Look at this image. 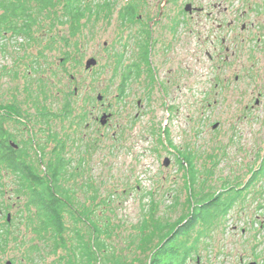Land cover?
<instances>
[{
	"label": "rangeland",
	"instance_id": "374dc122",
	"mask_svg": "<svg viewBox=\"0 0 264 264\" xmlns=\"http://www.w3.org/2000/svg\"><path fill=\"white\" fill-rule=\"evenodd\" d=\"M188 1L173 0L169 8L178 14ZM143 2L149 12L154 11L153 17L145 14V19L153 22L163 0ZM192 2L203 7L204 13L179 31L174 50L161 46L162 59L155 55L156 46L148 37L138 39L137 21L125 25L119 18L124 7L121 0L110 7L113 15H104L103 10L99 17L90 19L88 14L79 23L62 14L60 3L44 8L32 1L31 18L36 20L29 32L15 35L1 30L0 111L13 117H0L2 124L15 140L12 143L24 146L22 161L37 171L45 170L37 166L44 155L47 162L55 153L66 160L69 174L60 183L71 191L72 205L81 214L77 219L66 214L63 264H85L83 252L94 246L98 249L99 241L104 249L96 251L98 260L93 264H111L113 256L120 257V264L146 260L142 236L154 248L168 231L159 235L156 223L170 230L177 220L190 217L195 207L204 204V196L219 194L226 201L240 192L224 217L212 218V226H197L192 239L200 238L199 256L188 264H231L232 257L238 260L249 249L244 242L251 245L252 238L254 244L264 242V170L256 179L252 177L264 161V106H255L261 94L264 99L263 18L248 14L239 23L237 31L242 33L243 21L256 22L252 33L245 32L256 36L245 50L242 37L233 42L231 30L224 27L218 32L217 27L224 16L238 19L248 1ZM216 5L219 9L214 10ZM227 6H231L230 14L224 15ZM211 11L212 15L207 13ZM216 36L219 41L225 36L227 41L215 49L217 56L211 62L206 53H215L211 41ZM200 37L206 39V47ZM144 52L151 54L154 67L160 63L157 83L152 65L141 61ZM93 58L97 65L87 69ZM133 64L138 67L126 83L124 69ZM163 82L168 84L166 90ZM35 144L42 153H36ZM187 154L195 156L193 192ZM3 187L0 206L12 207L6 193L9 187ZM25 193L24 202L28 201ZM151 209L154 220L148 224ZM85 210L103 232L97 240L84 223ZM21 211H10L19 228L11 256L19 264H56L54 235L44 233L40 239L34 232L40 223L36 210ZM243 230L248 235L244 242ZM30 239L39 248L35 261L29 259ZM81 239L83 250L78 248ZM70 248H75L74 253Z\"/></svg>",
	"mask_w": 264,
	"mask_h": 264
},
{
	"label": "flooded vegetation",
	"instance_id": "af4514ba",
	"mask_svg": "<svg viewBox=\"0 0 264 264\" xmlns=\"http://www.w3.org/2000/svg\"><path fill=\"white\" fill-rule=\"evenodd\" d=\"M32 1H35L38 3L43 2V1L60 3L63 15L66 14L65 11L69 7V4H76L78 6H81L83 9L90 8L92 10V17L96 18V17H99L101 13L104 12L103 10H105L104 15H111V14L113 15L114 10L110 11V7L111 6L114 7L115 6L114 2L117 0H104V1H99V0H0V5L1 3L3 4L8 3L7 7H5V5L3 4L0 6V16L5 15V14H8L9 16L10 15L17 16V24H18L17 30L18 32L21 31V28L24 25V32L22 34L25 35V33L30 29L29 27L31 23L30 18L33 15L31 11V7H30V4ZM121 1H123L124 7L122 8V11H120L121 14L119 15V18L122 16L125 25H130L134 21H137L138 39L142 40L144 36L148 37L147 41H149V43H151L152 45L155 44L156 46L157 51L155 55L160 57L161 59L163 58L161 46L164 48L167 47V50H170V49L174 50L176 48L175 46L179 44V37H178L179 31L182 30V28H184L185 26L190 25L193 19L195 18V16L202 15V12L204 13L203 7L193 5L192 0H189L188 2H185L183 5H181L180 12L176 14L175 12H171L169 8L170 5H173V0H163V5L160 9L158 17H155L153 22L152 20L147 22L145 19V14L146 15L151 14V16L153 17L154 11L149 12V8L148 6L147 7L144 6L143 0H121ZM241 1L245 2V0H241ZM246 1H248L249 3L257 2L258 4L255 6L254 4L248 3V7L242 11L243 13L242 15L238 16V19L236 15L234 19L232 20L226 19L224 16V18H222V24L221 23L218 24V27H217L218 32H220L221 28L223 29L224 27H226L227 30H231L232 35H235L233 42L242 37L243 40L240 42V44L243 46L245 50L251 46L252 42H254V39L256 37L254 35H251L249 33L247 34L245 32L246 31L249 32L251 30V33H252V29L255 30L254 28L256 26V22L254 20V22H251L248 25L246 22L243 21L240 26V30H242L241 31L242 33H240V31L239 32L237 31L239 30V23L243 19L247 18L249 16L248 14H252V17H254V14L256 13H258V16H260L259 18H263V22H264V3L262 2V0H246ZM16 6L19 8L17 9V12L14 9ZM218 6L219 5L214 6L213 9L214 10L219 9ZM230 8L231 6L229 7L227 6L224 8L223 10L224 15L230 14V10H229ZM219 12L222 13L220 10ZM128 13H132V15L128 16L127 15ZM207 13H210V15H212L213 12L211 11ZM125 14H126V17H124ZM236 14H238V10ZM14 22L16 23V21ZM151 22L153 26L151 25ZM149 23L150 25L146 26ZM219 39L220 37L216 36L212 39V41L208 40L209 42L211 41L212 44L216 45L214 50L215 49L217 50L220 44L223 45L227 41L225 36L221 37L220 41ZM200 41H202L201 45L203 47L207 46L206 39L200 37ZM216 50H215V53H209V52L206 53V56L208 57V61H211V62L214 61V57L217 56ZM150 55H151L150 53L147 54L146 52H144L143 54H141L140 58L143 63L149 64L150 66L152 65L151 73L153 74V82L155 83L156 82L155 78L157 79V82H158L157 73L159 72V69H160L159 67L160 63L158 61V64H156V66L158 67H154L151 61ZM185 58L186 56L184 55L182 59L185 60ZM134 67L136 69L138 67L137 64H133L128 69L126 68L124 69V75L122 76L123 77L122 80H124L126 83L127 81L130 80V77L132 76V71L135 70L133 69ZM164 84L166 86L165 87V90H166V88L168 87V84L167 82ZM260 96H261V99H263L262 94ZM260 96L255 101V106L257 107L261 105L264 106V104H262ZM104 113H109V112L104 111ZM109 115L112 116L113 114H109ZM0 117L4 118L5 120H7L8 117L13 118L12 114H9L6 112L2 113L1 111H0ZM1 118H0V121L2 122ZM95 120L98 121L99 118L97 117L95 118ZM6 130L9 131L8 128ZM9 135L8 133H6V135L4 134V138H5V141L6 140L9 141V144L11 145V143L14 142V140L11 139ZM20 146L21 145L18 144L17 148L15 147L13 148L15 150H18ZM35 148L38 149L37 144H35ZM46 156L47 155H44L43 157L39 158L38 159L39 161L37 163V166H39L40 164V166L45 169L43 170V172L37 171V168L32 164L33 169H34V175L40 177L42 180L47 178L48 175L50 174V171L48 170V168L45 167V164H47L49 167L52 159H49L47 162ZM56 158L57 157H54V159ZM20 176H21V172L19 171L15 172V171H10V170H3L2 167L0 168V185L4 186L3 188H5L6 185L9 187L8 192H6L7 194H9L8 201L9 202L13 201L12 207H10L11 205H7L6 203L0 206V217L2 220V222H0V264H19L18 260L11 256L12 253L14 252L13 244L18 239L16 236L19 234V228L16 225L17 224L16 218H12V214L10 213L11 209L12 210L19 209V212H22L21 210H30V211L36 210V208L29 205L28 201L24 202V199H23V197H25L24 193H21V192L19 193L20 182L18 181V178H20ZM59 185H62V182L61 183L59 182ZM21 214L22 213H20L19 216H21ZM38 220L41 223L40 219ZM262 226L264 225L262 224ZM62 231L63 230H61V233L54 236L53 238V241H54L53 245L55 248L54 251L58 255L56 264H63V259H64L62 250L65 247V244L63 241ZM34 232H36L35 234L41 239L42 234L38 233V228H36ZM242 232L243 234L241 235V238L244 242L245 240H247L248 235L245 230H243ZM255 240H256L255 238H252L253 242L251 241L252 242L251 245L246 244L244 242V244L246 245V249L247 248L249 249H247L242 254H239L238 260H237V256L232 257L234 261L231 264H261V262H264V242L261 243L260 242L261 240H260L256 242V244H254ZM38 249H39L38 245L34 244V242H31V239H30L29 244H28V249H27L29 253V259L31 257L35 261V258H37L35 257V253ZM74 250L75 248H70V251L72 253H74ZM233 251L234 249H231L232 253ZM228 252L230 253V251ZM25 259L26 258H23V260ZM67 262H69V260Z\"/></svg>",
	"mask_w": 264,
	"mask_h": 264
},
{
	"label": "trees",
	"instance_id": "16d2710c",
	"mask_svg": "<svg viewBox=\"0 0 264 264\" xmlns=\"http://www.w3.org/2000/svg\"><path fill=\"white\" fill-rule=\"evenodd\" d=\"M39 3L42 5L41 7L44 8L53 5V2L50 1H43ZM2 4L3 3H1V5ZM3 5L7 7L8 3ZM14 9L17 12V9L19 8L16 6ZM65 13L66 14L64 16L70 18L75 23H79L80 20L87 18L88 14L90 15V19L92 18V10L90 8L83 9L81 6L76 4H69ZM127 15L131 16L132 13H128ZM124 17H126V14ZM34 20L36 19L33 17L30 19V21H32L29 25L30 29L33 27ZM14 21H16V23ZM74 26H76V24H74ZM2 29H6L9 32H13L15 35H19V33L24 32V25L22 26L21 31L18 32L17 16H9L8 14H5L0 16V33ZM4 134L6 135V130L0 121V168L2 167L3 170L21 172V176L18 178V181L20 182L19 193L26 192L25 195L27 194L28 196L29 205L36 208L35 215L41 221L40 225L37 227L38 233H49L54 236L60 234L61 230L66 227V214H69V217L73 219L74 217L76 218V216L81 215L72 205L74 199L71 195V191L66 188H62V185H59V182L66 179V176L69 174L67 171L66 160L61 158L60 154L55 153V157L57 158L52 160L48 167L50 174L47 178L42 180L40 177L34 175L32 165L30 166L26 162L22 161L23 154L25 152V149H23L24 146L15 150L13 146L9 144V141H5ZM30 142L32 141L30 140ZM41 151L40 153H42ZM61 151H63V148H61ZM27 154L28 152L26 155ZM187 157L190 160V164L187 163V168L192 170L190 186H192L191 188L193 192V188H195L194 186L196 185L195 177H197V170L195 169L193 163L195 156L187 154ZM263 164L264 161L261 163L259 171L253 173V180L256 179L257 176L264 170ZM221 195L219 194L214 198L204 196L206 199L205 203L195 207L190 217H182L177 220L170 230L169 227H162L160 222V224L156 223L154 229H158L160 232L159 235H162V232L166 229L168 231L164 233L160 239V243L154 248L151 246L152 241L149 240L146 235H143L141 241L143 245L146 243L143 253L148 254V256L146 260L140 259L133 261L132 264H188L190 260H195V257L199 256L200 238L195 236V238L192 239V235L195 233L197 226L202 224L209 225V223L212 226V218L224 217L228 211L232 209L236 200H238L240 192L237 194L235 193V195L232 194L226 201L221 199ZM94 199H98L97 189L95 190ZM105 203L106 202H104V204ZM153 211L154 210L151 209V214L147 215L146 223L148 224H153ZM83 214L85 217L84 223L93 229V233L97 240V236L103 233L102 230L100 229L98 223L92 220L91 216L88 215V210H85ZM145 230H147L146 227L143 228L142 234H145ZM76 233H79V231ZM154 235L156 236V234ZM83 245L84 241L82 242L81 239L78 248L80 250L85 249ZM94 247H90L87 252H83L82 258H85V264H93V260H98V257H96V251L103 250L104 243L99 241L98 249L95 250ZM120 263V257L113 256L111 264Z\"/></svg>",
	"mask_w": 264,
	"mask_h": 264
},
{
	"label": "water",
	"instance_id": "95a60500",
	"mask_svg": "<svg viewBox=\"0 0 264 264\" xmlns=\"http://www.w3.org/2000/svg\"><path fill=\"white\" fill-rule=\"evenodd\" d=\"M97 65V61L93 58V59H90L89 61H88V63H87V69H89V68H91V67H94V66H96ZM99 100H101L102 99V96H100L99 98H98ZM102 124H105V121L102 119ZM218 128V125H215L214 126V129H217ZM12 145L14 146V147H17V145H15L14 143H12ZM169 163V160H167L166 161V164H168Z\"/></svg>",
	"mask_w": 264,
	"mask_h": 264
}]
</instances>
